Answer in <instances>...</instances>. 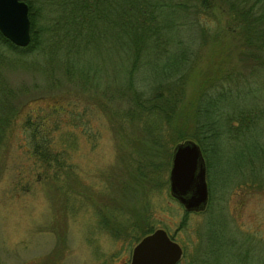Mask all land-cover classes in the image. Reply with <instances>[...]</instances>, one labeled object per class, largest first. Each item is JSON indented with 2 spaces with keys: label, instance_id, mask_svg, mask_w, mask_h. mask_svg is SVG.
<instances>
[{
  "label": "rangeland",
  "instance_id": "rangeland-1",
  "mask_svg": "<svg viewBox=\"0 0 264 264\" xmlns=\"http://www.w3.org/2000/svg\"><path fill=\"white\" fill-rule=\"evenodd\" d=\"M28 1L45 30L42 15L51 18L55 11L48 12L47 0ZM177 15L178 34L199 56L180 84L181 98L166 110L168 125L185 137L167 136L163 121L154 138L159 145L136 127L140 121L129 107L137 105L139 84L125 86L126 69L111 46L78 51L80 75L56 69L50 54L35 56L44 50L41 42L29 55L16 49L0 61V264H109L156 226L182 245L178 264H264V187L248 179L258 164L250 167L234 143L223 145L225 156L212 153L204 208L185 210L169 193L173 145L201 135L194 109L206 79L248 65L218 8ZM161 167L162 183L156 179ZM124 185H130L128 195Z\"/></svg>",
  "mask_w": 264,
  "mask_h": 264
},
{
  "label": "trees",
  "instance_id": "trees-1",
  "mask_svg": "<svg viewBox=\"0 0 264 264\" xmlns=\"http://www.w3.org/2000/svg\"><path fill=\"white\" fill-rule=\"evenodd\" d=\"M26 1L29 41L18 46L0 33V61L10 53L14 54L16 49L22 50L23 55H29L41 42L44 50H39L35 56L40 54L44 58L50 54L54 57L52 63L56 69L80 75L84 68L74 63L78 51L94 45L111 46L117 50L118 59L126 69L128 80L125 86L130 81L139 84L140 90L134 88L137 105L131 103L129 107L140 121L136 127L157 145L154 138L162 130L163 121L166 122L164 130L167 136L185 137L183 129L168 125L166 110L168 107L171 111V103L181 98L180 84L184 83L185 73H191L199 56L193 55L187 41L184 42L178 34L181 25L177 22V12L208 13L218 8L228 19L227 31L234 33L242 43V49H245L243 57L248 65L212 81L206 79L205 82H209L200 89L194 109L201 135L187 136L200 145L204 158L207 155L205 179L208 200L211 156L214 149L221 150L225 156L223 145L226 143H234L250 167L258 164L256 173L249 169L248 179L264 187V0H57L52 6H48L51 2L47 0L44 3L45 6L47 4L46 9L51 8L48 12H55L51 18L42 15L45 21L40 27L45 30L36 25L35 12ZM256 68L261 71L257 73ZM150 69L151 77L144 78ZM145 90L153 92L143 96ZM34 133L33 129V137ZM203 138L208 146L203 144ZM143 158L148 159L146 156ZM165 170L166 167H161L156 178L161 183ZM150 171L148 167L142 172L145 180L150 179ZM124 186L121 190L128 195L130 185ZM135 218L140 220L139 216ZM151 229H145L140 236Z\"/></svg>",
  "mask_w": 264,
  "mask_h": 264
},
{
  "label": "water",
  "instance_id": "water-1",
  "mask_svg": "<svg viewBox=\"0 0 264 264\" xmlns=\"http://www.w3.org/2000/svg\"><path fill=\"white\" fill-rule=\"evenodd\" d=\"M28 4L24 0H0V33L13 44L29 41ZM168 190L185 210H200L207 201L205 165L196 141L176 142L170 154ZM179 244L163 228L156 227L134 244L130 264H174L180 256Z\"/></svg>",
  "mask_w": 264,
  "mask_h": 264
},
{
  "label": "flooded vegetation",
  "instance_id": "flooded-vegetation-1",
  "mask_svg": "<svg viewBox=\"0 0 264 264\" xmlns=\"http://www.w3.org/2000/svg\"><path fill=\"white\" fill-rule=\"evenodd\" d=\"M156 227L163 228L162 226H156ZM156 227H153L150 231H152V230H153L154 228H156ZM163 229H164V228H163ZM150 231H149V232H150ZM165 231H166V230H165ZM147 233H148V232H147ZM166 233H167V235H168L171 239L175 240L171 234H169L167 231H166ZM145 234H146V233H145ZM143 235H144V234H143ZM143 235H142V236H143ZM142 236H140V237H142ZM140 237H139V238H140ZM139 238H138L136 241H134L132 247H133L134 244L139 240ZM175 241L179 244L180 249H181V251H180V256H179V258H178V259L175 261V263H174V264H178V263L181 261L182 256H183V247H182V245H181L177 240H175ZM132 247H131V249H130V251H129L128 254L124 255L123 252H121V253H120V256L118 255L117 257H113V258H112V262H109V264H113V263L115 262V260L117 261V263H115V264H130Z\"/></svg>",
  "mask_w": 264,
  "mask_h": 264
}]
</instances>
